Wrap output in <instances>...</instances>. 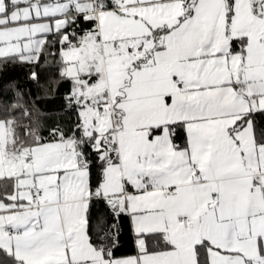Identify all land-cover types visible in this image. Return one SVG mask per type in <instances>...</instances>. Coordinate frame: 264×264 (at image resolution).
<instances>
[{"label": "snow or ice", "instance_id": "snow-or-ice-1", "mask_svg": "<svg viewBox=\"0 0 264 264\" xmlns=\"http://www.w3.org/2000/svg\"><path fill=\"white\" fill-rule=\"evenodd\" d=\"M9 65L0 264H264V0H0Z\"/></svg>", "mask_w": 264, "mask_h": 264}, {"label": "trees", "instance_id": "trees-1", "mask_svg": "<svg viewBox=\"0 0 264 264\" xmlns=\"http://www.w3.org/2000/svg\"><path fill=\"white\" fill-rule=\"evenodd\" d=\"M30 69L24 65H9L5 71H0V80L7 81L12 80L24 88H33L32 83L28 80V73ZM45 76L48 75L47 72L44 73ZM64 92V88L61 87L56 93V99H45L40 105L42 111L47 112V114L56 121H69L74 119V116L68 114L67 112L61 110V105L63 103L60 97ZM127 240V237L124 238Z\"/></svg>", "mask_w": 264, "mask_h": 264}]
</instances>
